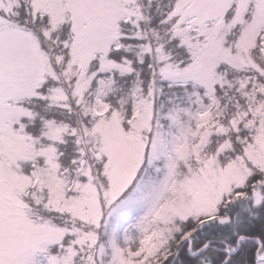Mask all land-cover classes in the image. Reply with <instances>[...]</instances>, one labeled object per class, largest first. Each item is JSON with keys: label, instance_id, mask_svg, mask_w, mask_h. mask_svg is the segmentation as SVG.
Returning <instances> with one entry per match:
<instances>
[{"label": "snow or ice", "instance_id": "6c2138e0", "mask_svg": "<svg viewBox=\"0 0 264 264\" xmlns=\"http://www.w3.org/2000/svg\"><path fill=\"white\" fill-rule=\"evenodd\" d=\"M0 264H264V0H0Z\"/></svg>", "mask_w": 264, "mask_h": 264}]
</instances>
